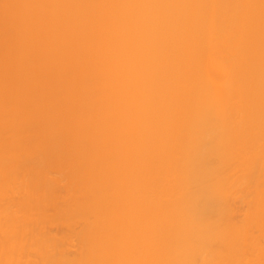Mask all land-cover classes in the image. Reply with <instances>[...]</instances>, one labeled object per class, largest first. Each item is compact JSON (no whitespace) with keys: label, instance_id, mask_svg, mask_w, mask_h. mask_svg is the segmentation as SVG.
Instances as JSON below:
<instances>
[{"label":"bare ground","instance_id":"1","mask_svg":"<svg viewBox=\"0 0 264 264\" xmlns=\"http://www.w3.org/2000/svg\"><path fill=\"white\" fill-rule=\"evenodd\" d=\"M2 2L0 264H264V0Z\"/></svg>","mask_w":264,"mask_h":264},{"label":"rangeland","instance_id":"2","mask_svg":"<svg viewBox=\"0 0 264 264\" xmlns=\"http://www.w3.org/2000/svg\"><path fill=\"white\" fill-rule=\"evenodd\" d=\"M10 7H11V5L8 2H2V3H0V15L2 17H5L7 15V13L9 12ZM260 18H261L260 17V14L259 13H256V14L253 15L252 20L254 22H256V21H259ZM26 121L27 120L25 119V117L20 116V122H21V124H25ZM0 144H1V139H0ZM7 153L8 152H1V154H0V161H5L6 159H8L9 156H8Z\"/></svg>","mask_w":264,"mask_h":264}]
</instances>
